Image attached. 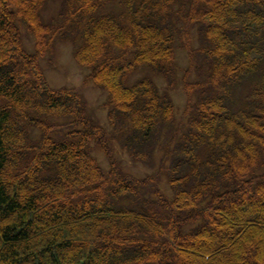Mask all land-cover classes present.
Instances as JSON below:
<instances>
[{"label": "trees", "instance_id": "16d2710c", "mask_svg": "<svg viewBox=\"0 0 264 264\" xmlns=\"http://www.w3.org/2000/svg\"><path fill=\"white\" fill-rule=\"evenodd\" d=\"M45 1L0 0V264H264V0H60L43 22ZM57 38L104 92L107 125L47 85L38 59ZM142 69L164 88L133 80Z\"/></svg>", "mask_w": 264, "mask_h": 264}, {"label": "rangeland", "instance_id": "374dc122", "mask_svg": "<svg viewBox=\"0 0 264 264\" xmlns=\"http://www.w3.org/2000/svg\"><path fill=\"white\" fill-rule=\"evenodd\" d=\"M59 4L60 0H46L40 9L41 20L43 22H46L51 18L56 17L59 9ZM178 25H181L180 27L182 28L184 27V24L181 22H178ZM188 30L191 35H194L196 31V25L189 27ZM22 35L25 48L32 52L33 43L31 37L25 34V32ZM176 42L178 43L179 41L177 40ZM191 43L193 46L198 45L195 39H193ZM175 56L176 80L174 87L170 91V93L173 98L175 113L172 123H174V125H177L178 122H181V117H183L185 112L187 111L188 96L186 91L183 89L181 78L184 75V71L188 68V58L185 49L182 47L175 48ZM38 62L40 67L42 68L47 85L51 89H59L61 87L77 89L86 101V106L89 114L94 119H97L98 122L102 123L103 125H107V108L104 104L106 96L101 89L92 85V83L86 78L88 71L84 67H82L73 56V43L69 39L67 40L65 38H57L54 42L52 41L51 47H48V50L38 59ZM147 72H149L151 77L156 80L160 89L164 88L163 86H165V80L163 81V79L159 78L158 75L151 73L147 69H142L141 72H136L135 74H133L132 79L135 80L136 78L143 76V74H147ZM192 75L193 74L190 70L188 73V79L192 78ZM164 142L165 138L163 137L159 143L163 146ZM112 145L115 147H119L116 141H113ZM96 154L100 161H102L101 163L103 165L106 164L103 154L98 153V151ZM154 159L156 163L153 168H156L159 165V162L155 156ZM121 162L125 165V170L130 171L138 176L144 175L146 172L151 171V166L149 167L148 164L134 161L131 158H126L125 160L123 156V160H121ZM165 165H168V163H165ZM160 181L164 185L162 178H160ZM209 235L212 239L215 240V243L217 244L219 242H222L223 240V233L220 229V225L219 227H217L216 232H212ZM190 253H193L196 256L200 254L197 248H192L190 250Z\"/></svg>", "mask_w": 264, "mask_h": 264}]
</instances>
